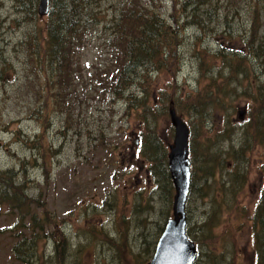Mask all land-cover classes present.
I'll return each mask as SVG.
<instances>
[{"label": "rangeland", "instance_id": "rangeland-1", "mask_svg": "<svg viewBox=\"0 0 264 264\" xmlns=\"http://www.w3.org/2000/svg\"><path fill=\"white\" fill-rule=\"evenodd\" d=\"M113 1L100 0L98 31L114 15L109 8ZM135 1L141 2L130 0ZM183 1L154 0V11L167 24L174 16L184 20L182 12L193 7L181 8ZM236 2L237 15L233 5L221 0L203 30L179 26L168 41L173 55L163 48L160 74L139 75L127 107L126 93L106 106H97L92 98L82 101L80 93L75 103L49 99L44 69L27 57L33 50L24 41L46 18L27 22L17 15L13 0H0V71L7 72L0 79V174L13 171L11 185L23 202L19 210L0 203V264H148L172 218L174 189L163 173L150 171L139 142L150 130L168 156L174 135L169 102H177V112L190 128L195 166L185 212L197 250L194 264H254L258 230L253 216L262 192L264 150L250 135L252 106L241 93L264 85L247 71H257L264 60L245 57L242 41L250 38L251 27L260 33L263 20L253 24L250 1ZM225 17L229 31L219 23ZM230 33L232 38L225 37ZM100 44L75 56L78 92L84 81L102 88L101 70L111 57L100 52ZM223 89L228 91L223 106L230 107L220 111L208 95ZM143 98L146 112L137 110ZM243 110L239 123L237 113ZM238 162L243 170L232 201L221 183L233 177ZM206 167L216 173L207 182ZM2 192L0 183V196Z\"/></svg>", "mask_w": 264, "mask_h": 264}, {"label": "trees", "instance_id": "trees-1", "mask_svg": "<svg viewBox=\"0 0 264 264\" xmlns=\"http://www.w3.org/2000/svg\"><path fill=\"white\" fill-rule=\"evenodd\" d=\"M49 1L50 10L45 17L46 20L43 27L28 34L24 39L25 45L27 47L31 46L33 50L31 52L28 50L27 57L35 58L34 61L39 66L41 64L40 67L44 69L43 77H45V83L48 85L49 99L54 103H57V99L59 98L63 102L75 103L80 93L82 101L92 98L97 106H106L108 103L114 102L115 98H122L126 93L125 104L129 107L134 83L136 80L141 79L139 75H148L150 72L160 74V64L164 57L163 48L169 52L170 56L173 55L174 49L171 50V47H168L170 45L168 41L174 40L178 27L182 26L184 30L190 28L203 30L202 25L206 21L211 22L214 18L213 12L221 0H184L181 8H189V6L193 8L182 12V14H187L184 20L182 18L179 20L176 16L170 17L169 24L154 11V0H141L140 4H136V1L134 4V0H132L133 2H130V0H119L118 2L114 0L109 6L114 15L109 23L99 31L97 29H99L101 20L103 19L98 12L100 0ZM178 1L180 2V0ZM225 1L226 4L235 7V15H237L238 2L236 0ZM249 1L253 10V15L251 16L253 24H256L255 21L262 19L263 25L260 33L254 27H251V33L249 32L250 38L246 43L242 41L245 44L244 48L248 49V52L243 53L245 57L249 56L251 59L264 60V0H245V3ZM13 2V8L17 15H20L19 17L30 23H35L38 20V0H13ZM140 6L146 7L147 10ZM1 8L0 4V10ZM219 23L223 25L226 31H229V21H227L226 17L220 19ZM225 37L230 39L232 35L231 33L226 34ZM97 43H101L100 52L103 50V54L111 57L108 60V65L103 66L101 70V73L105 76V80L100 81L102 88L98 90L95 82L90 84L84 81L82 90L78 92V79L76 80V75L79 64L75 62V56L80 54L89 45ZM31 53H33V56H31ZM261 63L262 66H259L257 71L250 67L247 68V71L254 74L257 80L264 81V62ZM22 65L25 79L27 75L24 60ZM247 71L243 70L246 78L249 77ZM4 72H6L5 69L0 71V79L6 75L7 72ZM248 88H252L250 83L248 84ZM254 88L253 93L244 91L241 95L246 97L250 101V106H252L249 113L251 117L248 118V121L249 123L250 121L254 122V125L250 135L254 143L264 150V85L258 84ZM232 95L237 94L233 91ZM227 96V90H219L215 94L208 95V101L211 98L212 101L217 102V106H214L216 110H228L230 106H223L224 99ZM148 109L149 106L146 98H143L139 101L137 110L146 112ZM170 109H173L176 113L177 102H169L168 114ZM176 115L183 121L178 112ZM243 121L244 118L239 123ZM227 124L230 125V123ZM186 125L189 129L190 196L193 186L195 162L190 143V128L188 124ZM233 131L235 130L230 131L229 135ZM99 132L101 134V130ZM245 147L246 141H242V144L239 146V154L243 155ZM139 149L142 158H145L150 164V171H157V175L163 173L164 179L167 181L169 187H171L170 183L172 182L166 166L167 148L162 142L150 130H147L146 135L140 138ZM202 162L203 159L201 160ZM242 170L243 168H241L238 162L233 177H226L221 183L222 191L225 189L223 193L227 192V195L233 198L232 201L237 199V194L235 199V189H238L239 172L242 173ZM203 172L205 182L209 179L211 180V178H216L215 171L208 169V167L204 168ZM262 174V192L253 216V227L258 230L255 236L254 264H264V165L262 167ZM12 175V170H7L0 174V183L3 186L0 203L7 205L12 210H19L23 202L19 192H17L18 188L11 185ZM157 175L154 174V176ZM243 184L244 182H242ZM186 236L194 244L191 231L187 229V226ZM16 252L20 255L18 251Z\"/></svg>", "mask_w": 264, "mask_h": 264}, {"label": "water", "instance_id": "water-1", "mask_svg": "<svg viewBox=\"0 0 264 264\" xmlns=\"http://www.w3.org/2000/svg\"><path fill=\"white\" fill-rule=\"evenodd\" d=\"M49 10L50 1L39 0L38 17H46ZM244 115V110L238 112V119L242 121ZM169 119L174 129L173 142L167 156V170L174 189L172 218L164 225L148 264H194L197 250L186 236L185 212L190 187L189 130L173 109L169 110Z\"/></svg>", "mask_w": 264, "mask_h": 264}, {"label": "bare ground", "instance_id": "bare-ground-1", "mask_svg": "<svg viewBox=\"0 0 264 264\" xmlns=\"http://www.w3.org/2000/svg\"><path fill=\"white\" fill-rule=\"evenodd\" d=\"M169 115V114H168ZM237 119H238V117H237ZM240 120L238 119V122H239ZM157 243V242H156ZM155 246H156V244H155ZM154 249H155V247H154Z\"/></svg>", "mask_w": 264, "mask_h": 264}, {"label": "flooded vegetation", "instance_id": "flooded-vegetation-1", "mask_svg": "<svg viewBox=\"0 0 264 264\" xmlns=\"http://www.w3.org/2000/svg\"><path fill=\"white\" fill-rule=\"evenodd\" d=\"M135 156V154L133 155V157Z\"/></svg>", "mask_w": 264, "mask_h": 264}]
</instances>
